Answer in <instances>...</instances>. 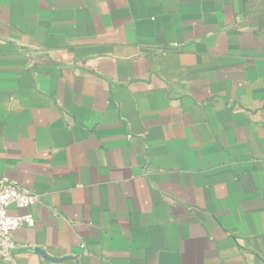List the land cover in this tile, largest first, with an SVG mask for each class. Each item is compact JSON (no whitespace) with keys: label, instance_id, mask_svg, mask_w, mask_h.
Listing matches in <instances>:
<instances>
[{"label":"crops","instance_id":"0c3cea01","mask_svg":"<svg viewBox=\"0 0 264 264\" xmlns=\"http://www.w3.org/2000/svg\"><path fill=\"white\" fill-rule=\"evenodd\" d=\"M4 177L14 264H264V0H0Z\"/></svg>","mask_w":264,"mask_h":264},{"label":"built area","instance_id":"2783aa9c","mask_svg":"<svg viewBox=\"0 0 264 264\" xmlns=\"http://www.w3.org/2000/svg\"><path fill=\"white\" fill-rule=\"evenodd\" d=\"M35 201L36 196L32 189L8 178H0V256L4 262L14 264L13 233L21 228H33L35 224L31 213L10 214V208L28 210Z\"/></svg>","mask_w":264,"mask_h":264}]
</instances>
